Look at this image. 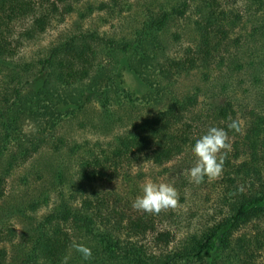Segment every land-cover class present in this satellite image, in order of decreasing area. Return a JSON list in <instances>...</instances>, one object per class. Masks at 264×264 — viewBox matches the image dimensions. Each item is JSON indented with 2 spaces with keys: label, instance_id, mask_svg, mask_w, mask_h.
I'll list each match as a JSON object with an SVG mask.
<instances>
[{
  "label": "rangeland",
  "instance_id": "1",
  "mask_svg": "<svg viewBox=\"0 0 264 264\" xmlns=\"http://www.w3.org/2000/svg\"><path fill=\"white\" fill-rule=\"evenodd\" d=\"M31 2L38 4L36 15L29 14L15 20L7 31L14 56L7 60L9 69L0 71V250H8L3 264L22 262L25 251L21 247L11 248L10 244L29 234L34 222L59 204L60 191L63 200L68 201L75 188H81L76 184L75 162L65 156L56 159L52 154L53 142H64L62 147L71 144L89 148L107 145L131 124L195 92L202 96L200 100L239 101L243 108L246 105L256 113L264 114V39L253 31L264 20V5L255 0H218L216 8L229 14L225 15L222 23L225 29L221 26L226 39L224 43L221 39L220 56L208 64H199L189 72H181L173 80L165 74L167 64L184 60L198 48L205 35L197 28V22L208 13L211 0H118L116 5H113V0ZM46 9L49 17L45 31L27 36L33 18ZM173 9H182L184 13L174 16L163 29L146 32L142 38L139 36L150 15ZM90 33L132 45L123 52L95 44L96 68L77 85L64 86L58 79L57 66L36 77L46 50L67 39ZM237 38L243 42V48L235 54L232 40ZM229 53L235 54L230 62L227 61ZM220 57L224 58L221 62ZM107 93L114 102L126 95L136 103L133 111L126 107L120 112L116 104L112 111L119 112L115 118L122 121L111 128L99 125V102ZM4 99L11 100L9 107H4ZM244 115L242 111L240 116ZM241 120L240 136L238 131L228 129L227 123L215 121L206 126L225 127L230 148L224 151V156L232 154L235 147V152H239L242 146L241 139L249 121ZM35 149L38 153L21 163L24 154ZM60 159L69 168L61 187L53 171ZM195 159L190 150L180 161L170 164L169 173L164 176H161L162 168L142 165L131 169L129 183L125 182L126 177H122L114 185L88 184L84 187L91 192L111 191L124 196H130L133 191L137 197L148 181L172 185L178 193V202L175 208L164 210L174 215L160 228H170L180 236L211 225L226 212L220 187L223 173L214 178L206 176L196 184L189 175ZM7 165L11 169H7ZM244 232L252 231L247 226L235 232L234 236ZM220 240V237L216 238L201 259L187 264H218L222 257ZM74 259L70 257L68 264L74 263ZM92 259L103 261L102 264H113L111 259L110 262L107 257L102 260L97 254ZM258 259L259 264H264V254ZM35 264L49 263L38 259ZM223 264L233 263L225 261Z\"/></svg>",
  "mask_w": 264,
  "mask_h": 264
},
{
  "label": "trees",
  "instance_id": "2",
  "mask_svg": "<svg viewBox=\"0 0 264 264\" xmlns=\"http://www.w3.org/2000/svg\"><path fill=\"white\" fill-rule=\"evenodd\" d=\"M255 1L264 5V0ZM117 2L113 0V5ZM211 2L206 16L197 22V28L202 30L205 37L193 55L167 64L165 74L169 80L220 56L218 48L221 47V39L223 43L226 39L222 23L226 19L225 15L229 14L216 8L218 0ZM37 5L31 0H0V71L9 69L7 60L14 56L7 31L15 20L35 14ZM52 7L55 8V4ZM183 13L182 9H173L150 15L140 29L139 36L142 38L146 32L163 29L174 16ZM48 15L47 9L41 10L33 18L32 28L27 30L26 35L44 32L48 25ZM254 30L264 39V20ZM230 41L226 42L225 53ZM240 41L239 38L232 40L235 54L242 51L243 42ZM95 44L123 52L132 45L116 43L99 33L67 39L46 50L39 62L40 69L36 77L52 66H57L58 79L64 86L83 82L97 65ZM235 54L229 53L227 61H233ZM223 60L220 57V62ZM15 92L18 93L17 88ZM108 95L104 94L99 102V125L103 128L120 125L122 120L115 118V114L126 107L133 111L136 105L126 95L121 96L117 102ZM201 97L199 92H195L172 101L164 110L131 124L107 145L89 148L71 144L62 147L64 142H53L52 154L56 159L65 156L75 162L76 184H80L81 188L77 186L68 201L63 200L60 191L62 199L59 197V204L34 222L29 234L10 244L11 248L21 247L25 251L20 264H35L38 259H44L49 264H68L70 257L75 259L74 263L72 261L69 264H99L92 259L95 254L102 260L107 257L110 262L111 259L113 264H187L201 259L218 237L221 239L222 251L218 264L225 261L233 264H259L258 257L264 254V114L256 113L246 105L243 108L239 101H216L215 98L205 101L200 100ZM4 102V107H9L11 100ZM114 106L119 112L112 111ZM242 111L245 112L244 116H240ZM246 119L249 121L248 128L241 139L239 152H235V147L232 154L224 156L220 187L226 212L209 226L176 236L172 229L160 228L165 221L173 219L171 211L162 210L151 214L134 209L132 203L136 195L133 191L130 196H124L111 191L91 192L84 187L88 184L114 185L122 177H126L125 182L129 183L131 169L142 165L162 168L161 176H164L169 173L170 164L180 161L183 154L191 150L196 139L206 133L207 125L217 121L227 123L228 127L232 121H236L240 136L242 127L239 120ZM62 151L65 153L61 154ZM28 153L24 154L21 163L38 153V149ZM7 169H11V166L7 165ZM68 169L67 163L65 166L61 159L56 161L53 171L59 187L64 184ZM247 226L252 232L234 236L235 232ZM76 245L90 248L92 255L85 259L77 251ZM7 252V249L0 250V264L5 262Z\"/></svg>",
  "mask_w": 264,
  "mask_h": 264
},
{
  "label": "clouds",
  "instance_id": "3",
  "mask_svg": "<svg viewBox=\"0 0 264 264\" xmlns=\"http://www.w3.org/2000/svg\"><path fill=\"white\" fill-rule=\"evenodd\" d=\"M228 129L239 131L236 121L228 125ZM230 148L228 132L221 127H209L205 134L196 139L191 152L195 163L189 169L191 180L199 184L207 176L214 178L219 176L224 166V151ZM178 202L176 189L168 183L146 182L132 203V207L138 211L156 214L162 210L175 208ZM85 259L92 255L91 249L84 245H76Z\"/></svg>",
  "mask_w": 264,
  "mask_h": 264
}]
</instances>
